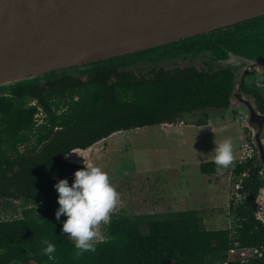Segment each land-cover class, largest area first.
I'll use <instances>...</instances> for the list:
<instances>
[{"label":"trees","instance_id":"trees-1","mask_svg":"<svg viewBox=\"0 0 264 264\" xmlns=\"http://www.w3.org/2000/svg\"><path fill=\"white\" fill-rule=\"evenodd\" d=\"M91 67L84 72L87 79L79 70H66L62 78L52 73L8 95L0 92V202L6 209L13 201L23 203L20 218L0 220V264H226L235 241L263 253L248 264H264V222L256 215L263 167L257 152L222 173L246 175L237 194L242 200L236 196L231 202V213L239 220L235 230H207L192 210L148 217L111 214L106 240L95 242V252L77 256L74 241L62 232L67 217L56 219L59 194L54 185L74 179L86 166L65 158L115 133L199 111L212 99L227 103L232 87L224 75L146 82L133 80L114 61ZM216 167L205 163L201 172L221 175ZM144 222L147 235L140 229ZM44 240L56 246L53 260L42 252Z\"/></svg>","mask_w":264,"mask_h":264},{"label":"water","instance_id":"water-1","mask_svg":"<svg viewBox=\"0 0 264 264\" xmlns=\"http://www.w3.org/2000/svg\"><path fill=\"white\" fill-rule=\"evenodd\" d=\"M257 18L264 0H0V92ZM239 89L236 79L244 105ZM250 112L244 124L260 129L251 142L264 168V115Z\"/></svg>","mask_w":264,"mask_h":264},{"label":"rangeland","instance_id":"rangeland-1","mask_svg":"<svg viewBox=\"0 0 264 264\" xmlns=\"http://www.w3.org/2000/svg\"><path fill=\"white\" fill-rule=\"evenodd\" d=\"M81 76L87 79V75ZM252 79L249 84L260 81L259 76H252ZM187 117L181 118L190 123L198 121V118ZM227 121L228 126H223L226 123L213 125L215 121L211 120L208 122L210 126L203 127L159 125L121 131L91 149L78 150L75 156H67L65 160L72 163L78 160L89 167L98 166L108 173L119 193V203L112 214L148 217L192 210L198 212L207 230L233 231L238 227L239 220L231 213V202L236 196L239 202L242 200V196L237 195L242 177L233 174L207 177L201 172L202 164L214 162V149L225 139L233 142L234 161L241 156L242 145L245 144L242 137L249 140L250 136L234 118H227ZM42 122L41 117L39 124ZM260 176L262 190L256 215L264 222V168ZM73 181L71 179L69 184ZM182 201L188 206L167 204ZM12 204L13 207L6 209L5 204L0 202V220L21 217L23 203L13 201ZM107 226L108 223L97 226L95 242L106 240ZM140 229L145 235L149 232L146 222L140 225Z\"/></svg>","mask_w":264,"mask_h":264},{"label":"flooded vegetation","instance_id":"flooded-vegetation-1","mask_svg":"<svg viewBox=\"0 0 264 264\" xmlns=\"http://www.w3.org/2000/svg\"><path fill=\"white\" fill-rule=\"evenodd\" d=\"M157 49L160 50L155 51ZM111 61L119 64L123 73L137 81H183L193 76L216 78L221 75L231 81L227 103L212 99L201 110L182 115L183 118H198V121L190 123L177 118L161 125L210 126L208 122L214 120L213 125L226 123L223 126H228L227 118H234L250 138L253 132L260 131L244 124L251 109L264 115V20L260 18L106 63ZM78 70L67 71L77 73ZM252 76H259L260 81L249 84ZM236 79L240 81L239 90L243 99L249 101L244 105L234 98Z\"/></svg>","mask_w":264,"mask_h":264},{"label":"clouds","instance_id":"clouds-1","mask_svg":"<svg viewBox=\"0 0 264 264\" xmlns=\"http://www.w3.org/2000/svg\"><path fill=\"white\" fill-rule=\"evenodd\" d=\"M214 152L218 174L233 166L235 157L231 139H225L217 145ZM69 181L61 179L54 185L59 194V208L55 215L57 220L62 215L67 217L62 232L74 241L79 256L84 252L96 251V228L101 223H109L110 215L119 203V193L112 185L108 173L98 166L86 165L75 172L71 185ZM42 243L46 245L42 249L43 254L53 260L56 246L47 240Z\"/></svg>","mask_w":264,"mask_h":264},{"label":"built area","instance_id":"built-area-1","mask_svg":"<svg viewBox=\"0 0 264 264\" xmlns=\"http://www.w3.org/2000/svg\"><path fill=\"white\" fill-rule=\"evenodd\" d=\"M242 141H245V144L242 145V154L236 160L240 164L251 160L256 155V149L253 146L251 140H246L245 137H242ZM246 175H243L241 181ZM240 189V186L238 185ZM241 197V195H238ZM263 257V253L259 249H250V248H241L240 243L235 241L234 246L229 251V260L228 263H240V264H248L251 260Z\"/></svg>","mask_w":264,"mask_h":264},{"label":"crops","instance_id":"crops-1","mask_svg":"<svg viewBox=\"0 0 264 264\" xmlns=\"http://www.w3.org/2000/svg\"><path fill=\"white\" fill-rule=\"evenodd\" d=\"M203 127V126H202ZM181 128H179V130H180ZM242 137V136H241ZM240 137V138H241ZM76 152H78V151H74L73 153H71L70 155H69V157H72V156H75V154H76ZM89 159V158H88ZM73 161H75V163H77V164H80V165H85L84 164V162H83V164H82V162L81 161H78V160H73ZM85 161V160H84ZM207 176V175H206ZM208 177V176H207ZM163 202H164V200H163ZM155 203V202H154ZM166 203H164V205H165ZM167 204H169V205H171V206H175V205H184L185 207H187L188 206V204L187 203H185L184 201H182V202H179V203H177V204H175V203H172V202H170V203H167ZM156 205V204H155ZM159 207H161V206H159ZM185 211H189V210H185ZM178 212H182V211H178ZM168 213H170V212H168Z\"/></svg>","mask_w":264,"mask_h":264}]
</instances>
